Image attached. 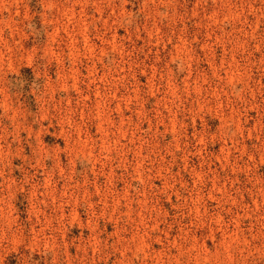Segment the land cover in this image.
<instances>
[{
  "label": "rangeland",
  "instance_id": "374dc122",
  "mask_svg": "<svg viewBox=\"0 0 264 264\" xmlns=\"http://www.w3.org/2000/svg\"><path fill=\"white\" fill-rule=\"evenodd\" d=\"M0 264H264V0H0Z\"/></svg>",
  "mask_w": 264,
  "mask_h": 264
}]
</instances>
